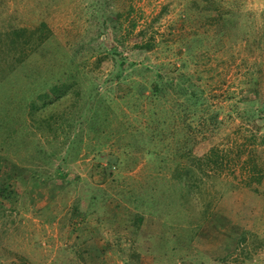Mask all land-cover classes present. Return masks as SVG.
<instances>
[{
    "label": "rangeland",
    "instance_id": "374dc122",
    "mask_svg": "<svg viewBox=\"0 0 264 264\" xmlns=\"http://www.w3.org/2000/svg\"><path fill=\"white\" fill-rule=\"evenodd\" d=\"M92 1L94 0H8L9 4L5 10H8V15L15 14L18 23H24V19L31 16L33 12L36 15L35 20L44 19L62 47L67 50L71 58L75 59V63L71 67L86 65L88 71L95 70L90 72L91 75L88 74L92 80H96V88L100 91L96 92V95L102 98V101L106 99L117 113H121L125 109L130 115H134L130 118V122L133 123H129L127 120L124 124L130 126L126 130H130L132 133L125 134L128 136L124 140L121 137L123 141L117 142L116 136L109 140L104 135L103 140L109 143L101 148L102 152L119 154L124 145L129 143L128 137L135 136L133 130L149 131V126L146 125L147 117H138V121L135 122L134 117L138 113V111L132 110L135 100L134 98L124 100L125 91L130 89V85L126 82L112 83L108 79L111 71H115L113 56L103 59L99 65L98 60L107 57L103 53L106 44L114 45L118 51L117 57L119 54H123L127 56L128 63L138 62L134 69L128 70L131 73L130 79H133L134 82H146L153 78L148 72L147 66L154 68L156 66L161 70L163 76L168 73L169 69L172 72L175 71L170 75V79L175 84L179 75L176 71L181 65V61L176 57L168 58V53L163 51L150 55L139 54L138 50L132 48L134 36L123 43L117 40L115 43V38L124 36L125 30L130 25L129 21L125 19L126 11L132 8L134 10L131 18L138 21L135 34L149 24L152 26L150 29L158 32L159 35L168 36L172 32L178 39H183L189 29L183 33L175 23L180 21L182 11L187 9L191 0H100L101 6H96L97 8L91 10ZM199 2L202 3L201 0ZM222 2L224 9L233 11L231 14L233 24L230 26L228 35L223 37L225 48L222 51H217V46L210 49L212 54L211 59L209 58L210 62L206 67L202 66L199 69L201 72L195 68H191L187 72L192 76L193 81L197 85L199 84L201 90L205 91L204 100L209 103L210 110L207 113L201 110L200 113L198 110L202 107H196L197 115H194L189 121L198 124L199 128L200 124V129H204L212 124V121H207L206 117L215 111L221 120L220 124L216 131L212 132L214 135L207 134L209 137H202L201 134H197L199 141L200 139L204 140L202 143L207 141L210 145L217 143L228 150L232 148L230 152L237 151L241 146L245 152L241 153L239 158L234 157L235 154L231 152L230 169L225 171L222 179L214 181L206 178L200 184L201 189L195 192L189 191V198L186 201L185 199L180 201L178 190L174 187L179 180H174L172 177L175 162L178 161H176V157H173L174 153H171L173 147L170 138L164 141L158 138L157 148L162 149V156L156 161L144 157V152L139 150V145L136 146L137 141L131 139L135 148L128 152L131 154L130 161L125 163V167L118 175L116 173L113 177L106 179H90L89 169L94 159L89 147L98 140L89 137V130H83L82 135L81 131L79 132L82 127L74 128L67 134L60 131L59 145L63 143V148L58 146L60 150L56 154L48 150L50 145L47 147L45 139L38 135L36 140L41 142L40 146L46 149L48 154L43 157H35V153L25 157L23 155L12 156L16 163L12 178H6L8 165H3L0 159V181L7 183L6 186L8 185V190L11 192L9 199L0 198V264H68L72 258L75 264H122V260L127 256L123 250L129 247L131 240V225L123 223L122 219H132L137 213L146 214L140 238L141 246L146 247L142 255L143 264L155 262L154 257L148 251L149 246L150 248L153 246L147 244L145 239L164 234L165 220L172 227L170 238H173L175 234L186 233V228L199 229V232L191 239V249L189 250L191 255L203 253L213 258L222 256L224 245L227 244L233 248L236 244L235 237L246 229L264 235V182L261 185H254V189L244 187L237 179L246 176L242 172H236V174L234 171V169H239L236 165L237 161L243 162L248 158L247 151L253 146L247 142V138L251 132L259 131L258 127H262L263 122L259 120L256 124L251 125L247 122L251 117L249 115L250 106L246 100L240 102V96L245 94L242 96L244 98L248 88L239 84L236 68L232 62L234 52L237 54L241 51V55H244L239 43L241 40H238L236 35H242L243 31L247 30L246 26L251 30L255 26L260 29L259 31L264 28V0H222ZM95 9H110L115 13H123L124 16L120 20L123 26H116L117 29H115L113 24H109L106 32H103L100 19L94 18L92 15ZM246 12L251 14H246ZM206 13L199 16V23L190 30L198 33L205 32L203 24L206 21L204 19ZM160 14L163 15L160 16ZM157 17L159 18L157 19ZM0 18L4 19L5 14ZM216 24L215 21L214 28H216ZM235 41L237 42L235 43ZM238 61L240 62V58ZM197 73L203 76L202 80L195 79ZM253 89H251L250 95L254 98L256 92ZM169 98L170 96L166 100L160 99L155 103L142 99L145 114L147 115L151 107L150 113L157 111L161 116H166L168 121H171L172 112H174L172 115L174 116L176 108L171 112L162 108L166 105L163 103ZM68 100L69 98L64 103H68ZM169 101L171 100L169 99ZM90 105L94 107V101ZM170 105L171 103L167 104L168 108L171 107ZM236 109L241 110L242 116H237ZM99 112L106 117L104 108ZM201 117L206 119L205 125H203ZM12 122L23 131L26 129L21 125V123L23 124L22 120L19 121L20 124L15 122V119ZM152 128L154 127L152 126ZM4 134H0V141H3ZM261 134H264V130L259 131V135ZM161 135L168 137V133ZM78 137L83 140L80 158L74 160V157H70L67 162L68 168L62 166V170L67 172L68 178L59 179L56 184L48 180L49 176L55 172L56 167L61 166L62 160L66 158L67 146H71V141H77ZM176 138L178 136H175ZM141 144H145V142ZM260 147L264 146L260 145ZM168 152L170 156L165 157ZM0 153L5 154V151ZM85 154H89L88 158L83 156ZM34 158L44 159L41 162L36 159L37 165L35 164L32 168L38 174L43 175L44 181L37 179L36 175L24 170L21 166L33 164L31 162ZM261 163H263L262 160ZM224 180L227 182L223 183ZM231 182L234 183V186L227 184ZM179 186L177 185V187ZM151 187L156 189V193L152 192ZM94 191L95 194H91ZM92 195L98 196L94 199L95 197ZM152 197L155 205H158L159 201H162L160 204L164 205L163 209H157L160 210L157 215L151 213L154 212L152 205L143 206L141 204L143 201L144 204L147 200L152 201ZM80 198L89 207L86 208V214L84 208H80L79 211L73 208L76 207V204L81 206ZM117 204L120 205V208L116 210L119 215L115 218L116 220L108 223V219H111L109 211L115 209ZM207 206H209L208 209ZM206 209L208 214L205 217L206 214L203 213ZM98 219H101L102 222ZM85 222L86 224L83 226L82 224ZM78 228L80 230H77ZM114 243L118 245V248L116 252L112 253L110 248ZM81 249L90 251L86 254V260L79 254ZM107 252L109 253L106 257ZM260 259V263L264 264V253L260 255Z\"/></svg>",
    "mask_w": 264,
    "mask_h": 264
},
{
    "label": "trees",
    "instance_id": "16d2710c",
    "mask_svg": "<svg viewBox=\"0 0 264 264\" xmlns=\"http://www.w3.org/2000/svg\"><path fill=\"white\" fill-rule=\"evenodd\" d=\"M201 1L202 3L199 0H191L190 4L187 5V9L182 11L180 21L175 23L179 26V29L181 28L183 33L189 29L184 36L182 35L183 39H178L175 33L172 32L168 36L159 35L158 32L150 29L152 26L149 24L135 34L138 21L131 18L134 10L132 8L126 11L125 19L129 21L130 25L125 30L124 36L121 35V37L115 38V43L116 40L123 43L134 36L132 48L138 50L139 54L150 55L163 51L168 53V58L176 57V59L181 61V65L176 71L179 75L175 84L170 79L171 73H175V71L172 72L169 69L168 73L163 76L161 70L156 66L155 68L147 66V70L153 78L146 82H134L133 79H130L131 73L128 70L130 68L134 69L138 62L128 63L127 56L123 54H119V57H117L116 46L105 43L106 46H104L106 48L103 53L107 57L100 58L98 65L103 59L113 56L115 71H111L108 79L112 83L121 84L126 82L130 85V89L125 91L124 100L134 98L135 106L132 107V110L134 112L138 111L135 114L134 121L137 122L138 117H147L146 125L149 126V131L138 132L133 130L135 136L128 137L127 140L130 141L120 150L121 153L115 154L111 152L105 154L101 148L109 142L103 140L104 135L109 140L116 136L117 142L123 141L128 136L125 134L132 133L130 130H126L130 126L124 124L127 120H129V123H133L132 121L130 122V118L134 115H130L125 109H123L124 112L117 113L107 103L106 99V102L104 99L102 101V98L96 95L100 92L96 88V80H92L88 74L95 70L88 71L86 65H74V68H72L71 66L75 63V59L71 58L67 50L62 47L53 30L44 19L35 20L36 15L33 12L31 16L24 19V23H18L15 19L16 15H12V13L8 15V10H5L9 4L8 0H0V17L5 14L4 19L0 18V134L5 133L3 141H0V152L5 151V154L0 153V159L3 165H8L6 167L8 168V173L5 175L6 178L13 177L12 172L16 163L12 156L23 155L25 157L35 153V157H43L48 154L47 150L40 146L41 142L36 140L38 135L45 139L47 147L50 145L48 150L56 154L60 150L58 146L61 149L63 148V143L59 145V132L62 131L63 134H67L74 128L82 127L79 130L81 135L83 130L86 129L90 131V138L98 140L89 147L94 159L89 169L90 179H106L113 177L116 173L118 175L125 167V163L130 161L131 154L128 152H130V149L135 148L131 139L137 141L136 146L139 145V150L144 152V157H149L150 159L152 158V161H156L162 156V149L157 148L158 138L161 141L167 138L172 139L173 148L171 153H174L173 157H176V161H178L175 162L176 165L173 169L172 177L174 180H179L174 187L178 190L180 201L181 199L186 201L189 198V191L195 192L201 189L200 184L206 178L214 181L222 179L225 171L230 169L232 161L230 153L233 152L235 154L234 157L237 156L239 158L240 154L245 152V149H241L240 146L237 151L232 150L230 152L232 148L228 150L217 143L210 145L207 141L205 143H202L204 140L200 139L199 141L197 134H201L202 137H209L207 134L214 135L212 132L216 131L221 120H219L218 114L212 111L206 117L207 121H212V124L204 127V129H200V124L199 128L198 124H193V122L189 121L190 118L197 115L196 107H202V109L198 110L200 113L201 110L207 113L210 107L209 103L204 100L206 97L205 91L201 90L199 84L197 85L187 72L191 68L199 71L202 66L206 67L212 56L210 49L217 46V51H222L225 48L223 37L228 35L230 26L233 24L231 18L233 11L224 9L222 0ZM92 3L91 10L92 8H97L96 6H101L100 0H94ZM205 12H207L204 17L206 21L203 24L205 32L198 33L190 30L193 26H197L199 16ZM246 14L251 13L246 12ZM92 15L94 18L100 19L103 25V32H106L109 24H113L115 29H117L116 26H123L120 21L124 16L123 13H115L110 9H95ZM162 15L160 14V16ZM215 21L217 22L216 28H214ZM245 28L247 30H244L242 35H236L239 38L238 40H241L239 43L244 55H241V51L237 54L234 52L232 62L236 68V77L239 80V84L245 85L248 90L244 98L242 96L245 94L240 96L241 99L237 98L240 99V102L246 100L249 103V115L251 117L247 122L251 125L256 124L259 120L262 121V127H258L259 131H262L264 130V28L261 31L255 26L252 30L247 26ZM239 58L240 62L238 61ZM95 78L98 79V77ZM195 79L200 81L203 76L197 73ZM235 80L237 81L236 78ZM91 83L93 84L91 85ZM251 89L256 92L254 98L250 95ZM147 91L148 93H146ZM168 96H170L169 99L171 101L169 99L165 101L163 104L166 105L162 108L167 112H171L176 108L174 116H172L174 113L172 112L171 121H168L166 116H161L157 111L150 113L151 107L147 115L145 114V109L142 107L144 103L142 99L155 103L156 101L159 102L158 100L160 99L166 100ZM67 98H69L68 103H64ZM93 101L94 107L90 105L91 103L93 104ZM170 103L171 109L167 106ZM102 108L106 110V117L99 112ZM236 110L237 116H242L241 110ZM201 118L203 125H205L206 119L204 117ZM14 119L18 123L22 120L23 124L21 123V125L25 126L26 129L23 131L22 128L16 127L12 122ZM174 119L176 122L173 121ZM180 120L182 121L180 122ZM149 122H151L150 125ZM169 124L171 125L168 126ZM165 129H170L167 132L168 137L161 135L167 134ZM259 131H257L258 133L251 132L247 138V142L253 145L247 151L248 158L243 160V162L238 160V163L236 162L237 164H235L239 169H234L235 173L242 172L246 176L242 179H237V181L241 182L242 186L251 189H254V185H261L264 182V147H260V145L264 146V134L259 135ZM175 136H178V138L175 139ZM139 142L140 144H138ZM142 142H145V144H141ZM82 143L83 140L80 137H78L77 141H71V146H67L66 158L62 160V165L56 167L55 172L49 176L48 180L56 184L59 179L68 178L67 172L62 170V166L68 168L67 162L70 157H74V160L80 158ZM127 153L128 155H125ZM165 155V157L170 156L169 152ZM83 156L88 158L89 154ZM36 159H33V162H31L33 164L31 165L21 166L24 170L36 175L37 179L43 180V175L32 170L34 165H37L36 161L39 160ZM261 160L263 163H261ZM2 182L0 181V198L3 200L9 199L11 192L8 190V185L6 186L7 183ZM225 182L227 181L224 180L223 183ZM227 184L234 186L232 182ZM177 185L180 186L177 187ZM152 192L156 193V189L152 188ZM91 194H95V191ZM92 196L96 199L98 195ZM151 199L152 201L147 200L148 202L146 201L145 204L144 201L140 202L143 206L152 205L154 212L151 213L157 215L160 213V210L157 209H163L164 205L160 204L162 201L155 205L153 197ZM80 201L81 206L76 204V207L73 208L75 210L78 209L77 211L80 208H84L86 214V208L89 207L85 205L83 199ZM119 208L120 205L117 204L115 209L109 211L111 219H108V223L116 220L115 218L119 215L116 210ZM207 209L203 213L206 214L204 215L205 217L208 214ZM145 220V213H137L132 219H122L123 223L131 225V240L129 247L123 250L127 256L122 260V264H143L142 255L146 247L141 246L140 238ZM98 221L102 222L101 219H98ZM85 224L86 222L82 225L84 226ZM164 224V234L145 239L147 244L153 246V248L149 246V250L147 249L154 257L155 262L153 264H261L260 255L264 253V235H260L256 231L243 230L235 237L236 244L233 248L226 244L222 250L223 255L213 258L203 253L192 255L189 253L191 239L199 232V229L186 228V233L183 232L184 234L182 235L175 234L173 238H170L172 227L166 220ZM77 230L80 229L78 228ZM117 248L118 245L114 243L110 250L113 253L116 252ZM87 252L90 251L81 249L79 254L86 260ZM108 253H106V257ZM168 259L169 261H167ZM68 264H75L74 259H70Z\"/></svg>",
    "mask_w": 264,
    "mask_h": 264
}]
</instances>
